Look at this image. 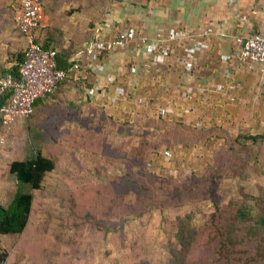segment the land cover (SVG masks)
<instances>
[{"label":"rangeland","instance_id":"374dc122","mask_svg":"<svg viewBox=\"0 0 264 264\" xmlns=\"http://www.w3.org/2000/svg\"><path fill=\"white\" fill-rule=\"evenodd\" d=\"M121 2L122 0H83L81 3L84 9L89 4L97 7V14L91 16L93 24L113 25L115 16L117 17L120 13L118 3L121 4ZM125 25L130 27L128 24ZM118 28L120 29L116 34L123 30L120 26ZM91 33L92 31L86 34L90 36ZM97 36L100 37L98 34ZM100 38L107 40V38ZM84 45L80 49H84ZM129 46L112 52L119 53L121 50H127ZM84 56L91 62L87 55L84 54ZM153 57L151 65H144L143 70H152L151 66L155 65ZM181 57L179 56L178 60ZM135 71L130 69L132 74ZM123 82L128 83V88L131 87L130 77L126 76L122 79L121 83ZM140 85L141 82L138 81L132 86V94L127 92L129 90L126 87H119L118 98L107 99L106 106L98 105L101 106L98 108L103 110L101 113L97 112L96 117H99V120L95 123L91 120L82 124L78 130L75 129L80 131L79 134H76L73 129H64L63 132L67 131L70 137L64 138V144L61 145L56 139L63 142L64 133H60L62 129L57 125L63 122V113L50 116L52 123L49 128L38 127L39 134L46 136L48 142H42L40 135L37 140V136L32 135L36 134L35 131H31L27 126L28 123H24L23 119H18L9 127L0 126V201L4 206L13 199L17 187L15 177L9 172L10 165L14 160L28 156L27 147L30 143L33 144L36 141L32 145V147L35 146L34 150L51 152L49 155L53 160L55 159L56 163L55 170L45 176L41 190L38 191L37 198L41 202H38L37 207L35 206L25 234L16 239L0 236L1 259H5L4 254L7 253L6 260L1 264H173L178 261H174L173 257H175L174 249L180 248L178 243L181 236L178 233L180 221L183 225H188L186 234H189L191 242L190 264H206L208 256L210 259L214 257L215 264L216 260L222 261L219 264H264V232L261 231L256 233V239L244 238L249 240L231 247L230 254L223 253L225 259L223 254L217 255L221 245L218 242L221 239L218 228L226 225L225 222L231 219L238 207L243 206L250 213L252 219L251 221L249 219L248 223L252 224L258 218H264V142L259 143L256 155L253 151L251 159H246L251 173L249 176H241L243 172L240 173L239 166L236 167V163L232 162L229 166L226 165L224 176H218L221 174L220 167V174L216 177L214 169L218 168L220 161L217 162L214 156L219 152L221 156H225L221 151L227 138L214 137L208 146L195 143L188 145L180 136L173 138L172 140L176 142L170 141V144H165L160 155L151 160L148 170L169 181L184 182L186 183L184 187H160L157 180L148 175L139 179L141 184L138 187L122 185L121 178L126 172L125 164L122 161H115V153L109 158L100 155L106 145L116 152L115 147L119 141L137 144L143 136H147L149 131L153 134L157 133L152 120L158 122L161 119L163 123L169 125L180 120L187 125L196 128L205 127L209 130L217 127L219 133L225 131L232 137L248 133L264 134V111H258L254 114L255 117L252 113L251 117L249 111H232L223 105L222 108H218L216 102L214 103L218 94L216 92L221 91L222 88L218 85L211 90V96L207 99L206 105L204 104L206 99L201 100L204 96L194 95L192 87L180 88L175 97L168 99L166 93L157 98L154 94H148L147 91L142 93L137 88ZM197 92L202 93L200 90ZM129 96H132V99ZM262 96V94L259 96L261 102ZM157 99L167 101V104L152 105ZM128 100L133 102L129 105L139 112L138 115L134 117L131 113V117L126 115L116 117L115 113H110L114 115L115 122L109 121L107 119L109 115L104 112L105 108L108 110L107 106ZM210 103H214L213 111H208ZM198 106L202 108L200 112L196 110ZM50 117L47 116L49 119ZM127 122L130 123L129 126ZM36 123L37 121L34 120L33 125ZM153 137L149 136L150 139ZM108 140H111L113 144H107ZM112 159H114L113 162H111ZM80 176L88 181L96 180L98 185L96 187L75 186L81 183L77 180ZM117 178L121 180L120 184L115 180ZM111 179L115 180V183H112ZM129 192L137 194L136 205H140L143 210L146 209V212H143L144 217L139 218L128 209L127 204L132 201L129 198L134 197V194ZM98 205V215L95 219L98 218L97 223L101 229H97L93 224L94 219L91 220L88 216L83 224L82 232L70 227L67 232L57 233L56 237L51 236L57 229L54 227L64 217L78 220L82 218L80 214L88 215L90 211L96 210ZM135 209L133 213L139 211ZM119 215L120 218L128 217L125 236H123L124 243L118 237L114 242V238L106 239L102 233L104 229L102 230L101 222L105 217L109 219L116 217L114 220H119L120 218H117ZM112 223H114L113 219ZM112 227L114 228L113 224ZM169 229L174 235L171 242L177 243L173 250L169 240L167 242L165 240ZM193 230H196L197 237L193 234ZM221 232L225 236L228 235L225 230ZM232 235L233 233L230 236ZM215 238H217L216 242H214ZM139 246L143 255L134 258L131 262L128 255L133 248ZM207 246L209 249L206 250ZM22 247L23 252H18L17 250H21ZM198 247H204L208 256L195 260L203 252V250L194 252ZM178 258L180 260L181 255L180 257L178 255Z\"/></svg>","mask_w":264,"mask_h":264},{"label":"crops","instance_id":"0c3cea01","mask_svg":"<svg viewBox=\"0 0 264 264\" xmlns=\"http://www.w3.org/2000/svg\"><path fill=\"white\" fill-rule=\"evenodd\" d=\"M82 1L44 0L45 19L42 26L49 33L48 43L52 47L62 50L75 45L78 48L97 38V34L108 39L118 32V26L121 29H134L136 34L127 50L103 56L102 71L89 63L87 67L93 72L92 90L80 89L78 86L63 88L54 98L38 106V114L42 117L53 110L58 115L63 113V122L58 125L62 129L60 132L69 128L79 129L91 120L95 123L99 120L97 112L103 111L98 105L106 106L107 99L118 98L119 87H126L129 90L127 92L132 94V86L138 81L141 82L140 87H137L140 92L147 91L148 94H154L155 98L166 93L168 99H172L178 89L192 87L194 95L204 96L201 100L206 99L205 105L211 90L218 85L222 87L221 91L216 92L218 94L214 101L218 108L223 105L232 111H249L251 117L252 113L255 117V113L264 111V74L257 64L238 58L241 47L235 42L237 37L250 33L264 37V0H122L121 4L118 3L120 13L115 16L113 25L93 24L91 16L96 13L97 7L89 4L84 9ZM20 13L18 0H0V79L9 75L15 77L12 72L18 67L19 55L27 45V37L18 26ZM172 29L185 31L194 38L206 41L209 48L184 67L178 58L183 56L189 41L180 44L169 42L168 31ZM91 31L88 36L86 33ZM142 39L146 40L145 44L141 43ZM162 45L170 48L166 61L151 66V71L143 70L144 65H151L156 49ZM131 68L136 70L134 74L130 72ZM85 69L86 66L79 74L87 76ZM126 76L130 77L129 88L127 82L121 83ZM199 90L202 93L198 94ZM260 94L263 95L262 102ZM129 97L132 99V96ZM131 102L120 101L107 106L108 110L105 108L104 112L109 116L115 113L116 117H131L132 113L136 117L139 112L129 105ZM214 103H210L208 107L212 110L208 111H213ZM157 104L164 105L167 101L157 99L152 105ZM200 107L196 108L199 112L202 110Z\"/></svg>","mask_w":264,"mask_h":264},{"label":"trees","instance_id":"16d2710c","mask_svg":"<svg viewBox=\"0 0 264 264\" xmlns=\"http://www.w3.org/2000/svg\"><path fill=\"white\" fill-rule=\"evenodd\" d=\"M20 3V0H18ZM44 3V0H42ZM45 11V10H44ZM46 27L43 29L42 24L35 30V39L36 42L41 45L43 49L46 50H51V51H57V63L59 69L65 71L67 73V76L65 79L61 80L55 87L52 93L47 94L45 97L38 99L36 103L34 104V110L31 116L26 117V118H21L24 120V123H28L27 126L30 127V130H34L36 134H32L37 136L36 139L38 140L39 134V128H49L51 126L50 122L52 115H56L57 113L56 110H53L52 112H49L48 114H44L43 117L41 114L39 115L38 111V106L46 101H48L51 98H54L63 88H74L78 86L80 89H87V90H92L94 88L93 82L91 81L93 72L91 69H89L87 66L92 64L89 62L86 58V56L81 55L80 57L74 58L77 53L82 51L80 49L83 46H80L78 48L75 47V45H71L70 48L68 49H62L59 50L57 47H52L48 43L47 36L49 33L45 32L44 30ZM43 30V31H42ZM84 56V57H82ZM74 58V60H73ZM24 59V51L20 53L19 59H18V67H15L12 74L13 76L16 77L17 73L16 71L19 70V65ZM86 66L85 72L87 76H83L80 73L81 70H84V67ZM6 103V99H3V101L0 102V126L3 125L2 123V108L3 105ZM52 109V108H51ZM58 115V114H57ZM47 116H51L50 119L47 118ZM107 119L111 122H115V118L113 116L107 117ZM34 120L37 121L36 125L34 123ZM46 120V123H43ZM50 120V121H49ZM101 120V119H100ZM153 121V122H152ZM151 122L154 125V129L157 133L153 134V132L149 131L146 135L143 136L137 144L127 142L125 141H119L117 142V145L115 147L116 152L113 151L109 145H106L103 147L100 155L101 157H112L114 154L115 161H122L126 168H125V176L122 179V185H127L128 187H138L141 182L139 179L142 177H145L146 175L154 177L157 180V184L160 187H184L186 183L178 181V180H172L169 181L168 179H164L162 176L155 174L154 172L152 173L149 171V166L151 163V160L155 156H159L160 152L163 148V146L166 144H170V141L173 138H177L178 136L182 137L184 141L188 143V145H194L195 144H203V145H209V143L212 141L214 137L216 138H227L225 139L224 146L222 147L223 155L221 156L220 152L216 153L214 158L216 159L218 163V168L214 169L215 172L214 174L217 175L220 174V167H221V174L218 176H224V173L226 171V165L232 164V162L236 163V167H238L239 172L241 173V176H249L251 173L248 170V162H246V159L250 160V156L256 155L257 153V148L259 147V143L264 142V134H244V135H238L236 137L230 136L229 133H219L218 128L215 127L213 129H207L205 127L202 128H196L190 125L185 124L182 121H176L174 123H163V120H159L158 122L152 120ZM20 122V121H19ZM129 122H127V126H129ZM59 125V124H57ZM39 127V128H38ZM59 127V126H58ZM88 127V126H87ZM135 127V126H134ZM133 127V128H134ZM33 128V129H32ZM132 128V127H131ZM78 130V129H76ZM75 131V130H74ZM154 131V132H155ZM67 132V131H66ZM66 132H63V140L64 138L70 137ZM76 134H79L80 131H75ZM83 130L81 131V133ZM62 133V132H60ZM80 133V134H81ZM82 135V134H81ZM149 136H156L153 139H150ZM42 139V142H48V138L44 135L39 136ZM39 138V139H40ZM34 140V137L32 138V142ZM58 141V144H64L61 142L59 139H56ZM36 142V141H35ZM33 142V144H35ZM176 142V141H174ZM112 143L111 140L107 141V144ZM33 144H29L27 147V157L21 158L14 160L11 165L9 172L11 175H13L16 179L17 182V187H16V192L14 194L13 199L10 201V203L7 206H4L2 202L0 201V236H10L16 239L19 236H22L25 234L29 227L30 219L32 217V214L35 210V206L37 207L38 202H41L37 196H38V191L41 190L42 184L44 182L45 176L47 174H50L52 171L55 170L56 168V163L55 159L49 155L51 152H46L45 150H34L35 146L32 147ZM113 144V143H112ZM250 152V153H249ZM97 153V152H96ZM118 153L119 155H117ZM243 154V155H242ZM250 154V155H249ZM114 159L111 160L113 162ZM238 160V161H234ZM243 163V164H241ZM144 174V175H142ZM231 174H235L231 172ZM80 175V174H79ZM77 175V176H79ZM79 180L81 183L75 184V186H80V187H96L98 185V182L95 180L88 181L86 178L84 179L82 176L79 177ZM118 181V184L121 183V180L119 178L115 179ZM115 180L111 179V182L115 183ZM74 183V182H73ZM70 184V182H69ZM108 185V184H107ZM113 185V184H112ZM116 185V184H115ZM157 186V187H158ZM156 187V186H155ZM130 193V192H129ZM131 192L130 194H132ZM134 197L132 198L130 196L129 199H132L131 202L127 204L128 209L131 210L132 214H136L137 217L142 218L144 217L143 212H146V209H141L140 205H136L137 201V194L133 193ZM155 205V204H154ZM136 206V207H135ZM137 208L136 213H133ZM134 208V209H133ZM96 210H92L88 213L80 214L82 218L78 220L72 219V217H64L63 219L60 220L58 225H56L54 228H57L54 230V234H52V237H56L57 233L62 234L61 232L65 231L67 232L68 229L71 227L75 230H78V232L83 231V224L86 222V218L89 216V219L94 221V226L97 229H101V226L98 225L97 219L95 217L98 215L97 212L99 210V205L96 206ZM134 210V211H133ZM149 211V210H148ZM250 213L246 211V208L241 206L238 207L236 212L232 214L231 219L225 222L226 225H223L222 227L218 228L220 230L219 236L221 239H219L218 242L221 243L220 249L218 251V254H223L225 255L230 254V248L235 247L237 244L240 242L249 240V239H244V238H251L256 239L257 237V232L261 231L264 232V218H258L257 220L254 221V223H248L249 219L251 221L252 218H250ZM116 217L112 218L113 219V226L111 224V220L108 217H105V219L101 222L102 225V230L104 233V237L106 239L110 238L113 239V242L115 238H121V242L124 243L123 236H125V227L127 223V216L126 217H117L119 220H114ZM69 219V221H68ZM66 221V222H65ZM170 223V221L168 222ZM107 224V226H106ZM105 225V226H104ZM188 225H183L182 222H179L178 225V233H180V240H178V243L180 245V248L178 249L176 247L177 243L174 244L172 240L173 236L172 235V230L169 229L167 230V237H166V242L169 240V245L171 246V249H174L175 252V257H173L174 261H177V263L173 264H190V253L189 249L191 247V242L189 238V234H186V227ZM260 229H259V228ZM112 228V229H110ZM113 230V231H111ZM221 230L227 231L228 235L230 236L232 233L233 235L228 237L222 234ZM64 233V232H63ZM111 234L112 236L109 237L108 235ZM192 234V231H191ZM193 234L195 237L198 236L196 230H193ZM217 238L214 239V242H216ZM257 244V241L255 242ZM214 244V243H213ZM22 246H24L22 244ZM204 248V247H203ZM202 247L196 248L194 252H200V250H203L202 254L199 255V257L195 260L202 259L208 256V253L206 252L208 248L204 251ZM21 250H17L18 252H23ZM142 249L141 247H135L132 249V252L128 255V259L132 262L134 258H137L140 255H143L141 252ZM206 252V253H205ZM206 254V256H205ZM178 255L181 259L179 260ZM0 257V264L4 262L7 258V253L4 254L5 259H1ZM172 259V260H173ZM208 261L206 264H215V261H213L214 257L212 259L207 257ZM223 259H225V256L223 254ZM217 263L219 264L222 261L216 260ZM192 264V263H191Z\"/></svg>","mask_w":264,"mask_h":264},{"label":"built area","instance_id":"2783aa9c","mask_svg":"<svg viewBox=\"0 0 264 264\" xmlns=\"http://www.w3.org/2000/svg\"><path fill=\"white\" fill-rule=\"evenodd\" d=\"M20 6L18 26L27 37L24 59L19 65L18 77L9 75L0 79V102L6 99L2 108V123L8 127L18 119L31 116L36 101L52 93L56 85L67 76V73L58 67L57 51L43 49L35 39V30L45 19L43 1L20 0ZM134 37V30L130 28L121 30L107 40L97 37L87 42L76 56L87 55L92 65L102 71L103 56L127 47ZM167 39L171 43L179 44L189 41L179 59L185 67L189 66L199 53L209 48L206 41L194 38L185 31L169 30ZM235 42L241 47L238 58L257 64L264 74V37L250 33L237 37ZM141 43L145 44L146 40L142 39ZM169 55L170 48L162 45L156 49L153 63L163 64ZM227 62L231 63L230 60Z\"/></svg>","mask_w":264,"mask_h":264}]
</instances>
